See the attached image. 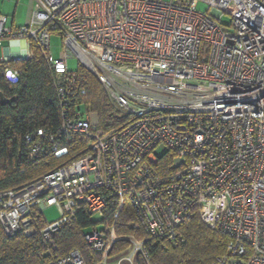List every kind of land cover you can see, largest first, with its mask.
<instances>
[{
  "label": "built area",
  "instance_id": "obj_1",
  "mask_svg": "<svg viewBox=\"0 0 264 264\" xmlns=\"http://www.w3.org/2000/svg\"><path fill=\"white\" fill-rule=\"evenodd\" d=\"M18 40L28 44L26 60L32 43L52 74L60 115L56 136L26 137L28 161L48 152L61 162L0 192L6 236L37 233L54 252L56 233L81 203L97 220L84 237L98 254L90 264H150L146 242L176 245L196 213L229 238L210 264H264V0H33L27 25L13 28L0 15V50ZM73 56L76 71L67 66ZM20 75L3 71L11 84ZM89 76L118 114L114 130L101 129L90 104L78 101ZM50 207L59 218L47 223ZM108 210L110 223L100 225ZM51 264L85 260L73 251Z\"/></svg>",
  "mask_w": 264,
  "mask_h": 264
},
{
  "label": "trees",
  "instance_id": "obj_2",
  "mask_svg": "<svg viewBox=\"0 0 264 264\" xmlns=\"http://www.w3.org/2000/svg\"><path fill=\"white\" fill-rule=\"evenodd\" d=\"M30 47L33 54L31 59L0 62V97L13 100L4 105L0 101V192L35 180L61 162L48 152L40 153L31 162L28 161L26 137L39 130L56 136L60 125L52 74L32 43ZM5 67L18 69L20 81L15 84L6 82L3 78ZM78 101L90 104L101 129L110 131L117 127L118 114L108 104L102 87L94 77H88L87 95ZM42 142L45 146L46 142ZM61 145L67 144L63 142ZM70 149L69 159L80 154L78 149L71 146ZM164 163L168 165L169 160L165 159ZM111 215L112 212L108 210L99 224H109ZM122 220L126 221L124 217ZM36 221L39 228L44 225L41 217H36ZM96 221L78 203L74 219L55 235L57 250L50 253L46 252L37 233L30 237L23 233L8 237L0 227V264H51L53 260L73 251L81 254L85 264L94 263L98 254L86 245L84 237L89 233L85 231L91 229ZM178 232L182 241L176 245L163 248L151 240L146 242L150 264H210L216 257L226 253L229 238L218 229L207 227L196 213L179 227ZM118 233L126 232L119 229ZM121 247L126 248V243Z\"/></svg>",
  "mask_w": 264,
  "mask_h": 264
},
{
  "label": "crops",
  "instance_id": "obj_3",
  "mask_svg": "<svg viewBox=\"0 0 264 264\" xmlns=\"http://www.w3.org/2000/svg\"><path fill=\"white\" fill-rule=\"evenodd\" d=\"M33 0H0V15L8 18V25L17 28L30 22ZM2 56L26 60L28 44L24 40L5 42L0 50Z\"/></svg>",
  "mask_w": 264,
  "mask_h": 264
},
{
  "label": "rangeland",
  "instance_id": "obj_4",
  "mask_svg": "<svg viewBox=\"0 0 264 264\" xmlns=\"http://www.w3.org/2000/svg\"><path fill=\"white\" fill-rule=\"evenodd\" d=\"M206 9L207 8L203 3H199L197 6V10L199 12H205ZM221 21H222L223 25L229 26L230 22H231V17L227 14H224L223 17L221 18ZM60 48H61V39L53 36L51 38V53L55 58L58 57ZM0 57H2L1 52H0ZM67 66H68V69L70 71H76L79 69L80 62L78 61V59L76 57L73 56L72 58H70L68 60ZM163 152H164V147H162V146H159L156 149V153L159 155L162 154ZM42 214H43V217L47 223H52L59 218V213H58V210L56 207L46 208L43 210ZM94 219H96V217ZM90 231H91V229H88L85 232L88 233Z\"/></svg>",
  "mask_w": 264,
  "mask_h": 264
},
{
  "label": "water",
  "instance_id": "obj_5",
  "mask_svg": "<svg viewBox=\"0 0 264 264\" xmlns=\"http://www.w3.org/2000/svg\"><path fill=\"white\" fill-rule=\"evenodd\" d=\"M14 59L15 60H21L20 58H16V57ZM0 101H1V104L4 105V104H10L13 100L12 99H5L1 96Z\"/></svg>",
  "mask_w": 264,
  "mask_h": 264
}]
</instances>
